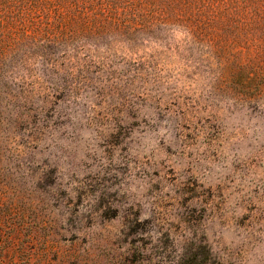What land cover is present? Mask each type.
I'll return each mask as SVG.
<instances>
[{
    "label": "rangeland",
    "instance_id": "rangeland-1",
    "mask_svg": "<svg viewBox=\"0 0 264 264\" xmlns=\"http://www.w3.org/2000/svg\"><path fill=\"white\" fill-rule=\"evenodd\" d=\"M100 52L2 71L0 264H264V82Z\"/></svg>",
    "mask_w": 264,
    "mask_h": 264
},
{
    "label": "trees",
    "instance_id": "trees-1",
    "mask_svg": "<svg viewBox=\"0 0 264 264\" xmlns=\"http://www.w3.org/2000/svg\"><path fill=\"white\" fill-rule=\"evenodd\" d=\"M149 49L248 97L264 82V0H0V76L55 65L56 51L79 60Z\"/></svg>",
    "mask_w": 264,
    "mask_h": 264
}]
</instances>
